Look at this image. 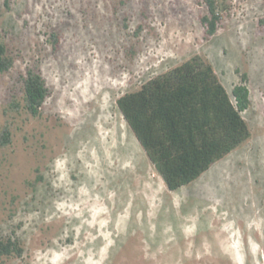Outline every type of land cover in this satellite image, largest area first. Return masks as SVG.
<instances>
[{"label":"rangeland","instance_id":"obj_1","mask_svg":"<svg viewBox=\"0 0 264 264\" xmlns=\"http://www.w3.org/2000/svg\"><path fill=\"white\" fill-rule=\"evenodd\" d=\"M226 1L207 41L201 0H0V233L24 248L0 264H264V0ZM195 55L232 98L249 76L252 135L172 192L117 101ZM35 64L38 117L13 106Z\"/></svg>","mask_w":264,"mask_h":264},{"label":"trees","instance_id":"obj_2","mask_svg":"<svg viewBox=\"0 0 264 264\" xmlns=\"http://www.w3.org/2000/svg\"><path fill=\"white\" fill-rule=\"evenodd\" d=\"M201 2L208 9L202 18L208 41L217 34L222 12L229 6L226 0ZM51 41L57 52L60 35L53 33ZM14 64L7 45L0 41V74L9 72ZM249 81L246 73L241 74L232 91L233 99L207 59L195 55L118 99L122 115L170 191L192 183L251 138L243 116L251 105ZM22 82L23 105L13 101V106L38 117L51 95L40 66L28 67ZM12 141L11 127L6 125L0 134V146ZM23 254L18 239L0 233V263Z\"/></svg>","mask_w":264,"mask_h":264}]
</instances>
